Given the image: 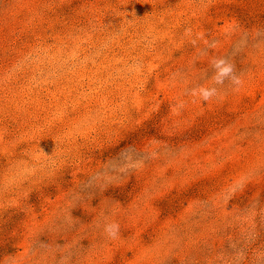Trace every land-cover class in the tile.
<instances>
[{"label":"rangeland","instance_id":"1","mask_svg":"<svg viewBox=\"0 0 264 264\" xmlns=\"http://www.w3.org/2000/svg\"><path fill=\"white\" fill-rule=\"evenodd\" d=\"M0 264H264V0H0Z\"/></svg>","mask_w":264,"mask_h":264},{"label":"clouds","instance_id":"2","mask_svg":"<svg viewBox=\"0 0 264 264\" xmlns=\"http://www.w3.org/2000/svg\"><path fill=\"white\" fill-rule=\"evenodd\" d=\"M193 43H195V41H193ZM212 46L214 45H209V47ZM211 65L214 69V74L211 78L212 83L209 85H198L190 90L191 94L193 96H198L201 101H208L213 97H217V85H223L226 80L236 88L241 84L239 76L235 74L233 65L228 59L224 57H214L211 60ZM179 106H183L182 102ZM103 232L107 237L115 238L119 232V225L116 222H107L103 225Z\"/></svg>","mask_w":264,"mask_h":264}]
</instances>
